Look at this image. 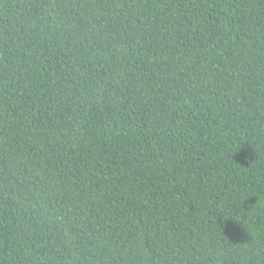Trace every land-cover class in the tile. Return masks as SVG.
Masks as SVG:
<instances>
[{
    "label": "trees",
    "instance_id": "obj_1",
    "mask_svg": "<svg viewBox=\"0 0 264 264\" xmlns=\"http://www.w3.org/2000/svg\"><path fill=\"white\" fill-rule=\"evenodd\" d=\"M0 264H264V0H0Z\"/></svg>",
    "mask_w": 264,
    "mask_h": 264
}]
</instances>
